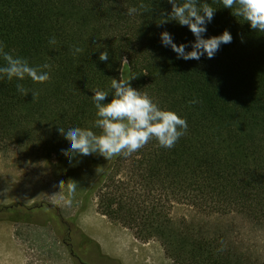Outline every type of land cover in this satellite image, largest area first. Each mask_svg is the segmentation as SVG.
I'll return each mask as SVG.
<instances>
[{
  "label": "trees",
  "instance_id": "obj_1",
  "mask_svg": "<svg viewBox=\"0 0 264 264\" xmlns=\"http://www.w3.org/2000/svg\"><path fill=\"white\" fill-rule=\"evenodd\" d=\"M201 2L216 9L205 38L228 30L233 40L214 58L184 60L161 42L164 31L178 45L195 41L187 26L168 17V0H0L5 51L33 66L51 65L45 83L0 80V153L19 150L55 160L61 181L76 183L78 215L96 201L101 215L137 240L161 241L175 264H264L235 254L223 236L172 216L185 206L264 226V32L221 0ZM127 7L138 11L129 16ZM52 37L55 45L49 44ZM73 46L84 51L73 55ZM105 47L107 62L99 59ZM121 74L135 76L133 88L186 118V133L170 149L153 138L128 157L97 153L70 161L61 152L70 142L59 127L99 132L91 88L110 89ZM18 83L38 91V98L22 95ZM194 99L199 102L190 103ZM36 215L63 219L59 208L46 203L0 207V221L31 222Z\"/></svg>",
  "mask_w": 264,
  "mask_h": 264
},
{
  "label": "rangeland",
  "instance_id": "obj_2",
  "mask_svg": "<svg viewBox=\"0 0 264 264\" xmlns=\"http://www.w3.org/2000/svg\"><path fill=\"white\" fill-rule=\"evenodd\" d=\"M55 164L39 153H0V207L29 209L46 203L59 208L63 216L62 222L41 215L32 216L31 222L0 221V264H175L161 241L137 240L131 231L101 215L96 201L79 215L76 196L71 197L70 206L65 205L61 196L67 197L68 189L59 193L61 178ZM172 216L210 235L223 236L237 255L252 262L264 261V226L240 215L208 216L185 206L175 209ZM96 233H105L103 242L115 243L118 250L106 252Z\"/></svg>",
  "mask_w": 264,
  "mask_h": 264
},
{
  "label": "clouds",
  "instance_id": "obj_3",
  "mask_svg": "<svg viewBox=\"0 0 264 264\" xmlns=\"http://www.w3.org/2000/svg\"><path fill=\"white\" fill-rule=\"evenodd\" d=\"M221 2L224 8L232 10L234 16L247 21L253 30L264 32V0H221ZM168 3L172 5L168 17L181 26H187L195 36V41L190 42V45L184 43L178 45L174 42L171 33L168 31L161 33L163 46L170 47L177 54L178 59L200 60L205 54L211 59L222 44L232 42L233 36L228 30L221 35L205 38L207 24L213 20L216 12L209 3L201 0H181V2L168 0ZM137 11L136 7H127L129 16ZM49 44H56L54 37L49 39ZM189 46L191 51L186 50ZM5 47L3 41H0V57L5 61V64L0 66V80L7 78L9 81L13 79L23 81L25 78H30L36 83L50 81V64L33 66L28 59L5 51ZM99 48L98 46L97 50ZM71 51L76 55L82 53L84 49L73 46ZM99 59L108 61L109 52L106 47ZM123 62H127V59L123 58ZM134 79L135 76L125 78L121 74L118 80L112 79L110 89L91 88L95 93L92 99L97 117L94 127L100 131L96 132L88 127H72L67 130L59 127L58 131L70 142L68 149L61 150L64 156L70 161L77 156H91L97 153L105 158L119 155L128 157L153 138L162 147L170 149L175 146L188 129L186 118H182L175 111L162 109L147 92L133 88L131 81ZM17 91L24 96L32 93L33 100L39 96L38 91L29 90L22 83L17 84ZM109 96H111L110 102ZM198 102L195 99L190 101L193 104ZM65 185L68 195L61 196V200L65 205L70 206L76 183L74 180H69L67 183L60 181L59 193L63 192Z\"/></svg>",
  "mask_w": 264,
  "mask_h": 264
},
{
  "label": "bare ground",
  "instance_id": "obj_4",
  "mask_svg": "<svg viewBox=\"0 0 264 264\" xmlns=\"http://www.w3.org/2000/svg\"><path fill=\"white\" fill-rule=\"evenodd\" d=\"M104 222V221H103ZM96 227H98V226H96ZM100 227V226H99ZM93 228V227H92ZM101 228V227H100ZM91 229V228H90ZM90 229H87L88 231L90 230ZM102 230V229H101ZM100 231V230H99ZM92 232V231H91ZM90 231H89V233H91ZM95 232H97V231H95ZM101 232V231H100ZM103 234H105V233H103ZM103 234H101V235H99V234H97L96 233V237H97V240H98V237H99V239L101 240V245L103 246V248L106 250V252H108V253H111V254H114V251H117L118 249H117V247H115L114 246V244L115 243H110V242H108V244H105V242H103V240H102V237H103ZM107 236V235H106ZM104 238H106V237H104ZM109 238V237H108ZM107 238V239H108ZM119 238V237H118ZM112 239V238H111ZM105 241V240H104ZM119 241V240H118ZM120 242V241H119ZM133 242V241H132ZM116 243H117V241H116ZM112 244V245H111ZM112 246V248H110V246ZM128 245V244H127ZM120 247H121V245H120ZM127 247V246H126ZM144 249V248H143ZM123 250H124V247H123V249H122V252H123ZM126 250V249H125ZM140 250V249H139ZM125 252H127V251H125ZM117 255V254H116ZM129 255V254H128ZM121 256H123V257H121L120 258V256H118L121 260L124 258V254L123 253H121ZM117 257V256H116ZM127 257V256H126Z\"/></svg>",
  "mask_w": 264,
  "mask_h": 264
},
{
  "label": "flooded vegetation",
  "instance_id": "obj_5",
  "mask_svg": "<svg viewBox=\"0 0 264 264\" xmlns=\"http://www.w3.org/2000/svg\"><path fill=\"white\" fill-rule=\"evenodd\" d=\"M64 244H66V242H64Z\"/></svg>",
  "mask_w": 264,
  "mask_h": 264
}]
</instances>
